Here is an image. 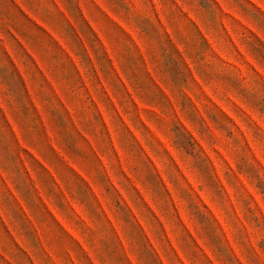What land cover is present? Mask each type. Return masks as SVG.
Segmentation results:
<instances>
[{
	"label": "rangeland",
	"instance_id": "rangeland-1",
	"mask_svg": "<svg viewBox=\"0 0 264 264\" xmlns=\"http://www.w3.org/2000/svg\"><path fill=\"white\" fill-rule=\"evenodd\" d=\"M0 264H264V0H0Z\"/></svg>",
	"mask_w": 264,
	"mask_h": 264
}]
</instances>
